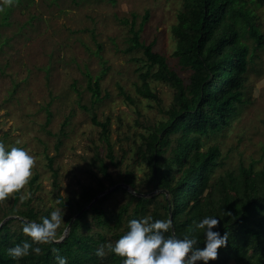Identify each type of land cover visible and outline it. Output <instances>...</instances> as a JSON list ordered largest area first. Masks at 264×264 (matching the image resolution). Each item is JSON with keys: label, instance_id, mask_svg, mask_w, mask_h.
<instances>
[{"label": "rangeland", "instance_id": "1", "mask_svg": "<svg viewBox=\"0 0 264 264\" xmlns=\"http://www.w3.org/2000/svg\"><path fill=\"white\" fill-rule=\"evenodd\" d=\"M258 1L259 5L249 7L264 35V0ZM182 9L183 0H116L114 4L109 0H0V141L28 149L36 157L29 181L38 176L33 186L28 182L0 201V226L9 219H21L16 215L3 219L4 210L12 205L18 211L34 209L38 219L56 209L62 210L64 221L70 214L74 218L70 208L58 205L57 195L69 198L75 208L83 203L84 186L95 188L98 180L108 185L94 165L96 152L112 179L120 180L132 172L142 197L161 192L146 188L148 168L139 152L141 147L145 149L143 137L167 119L165 110L173 102L174 90L149 79L156 99L138 94L142 86L139 74L149 68L142 50L124 53L131 34L121 19L131 21L134 15L135 30L142 25L140 42H154L153 52L165 57L168 67L187 84L190 72L181 69L173 56L171 34ZM145 13L148 18L143 20ZM244 41L252 52V40ZM252 57L244 76L246 102L227 128L205 140L207 146L217 145L221 153L214 180L235 175L240 165L250 167L253 177L264 169V46ZM89 79L99 81L101 99L96 102L88 91ZM93 114L99 122L109 121L114 164L105 157L106 144L100 140V129L92 125ZM126 187L122 188L131 191ZM209 194L208 188L199 200ZM128 201L126 193L117 192L105 201L103 212L113 220ZM158 205L147 204L145 216L138 219L151 217ZM135 206L133 201L123 216L132 214ZM87 221L90 233L100 231L110 240L113 228H98L90 213ZM10 225L11 232L21 226L18 222ZM126 227L122 220L117 231ZM64 229L62 223L57 234Z\"/></svg>", "mask_w": 264, "mask_h": 264}, {"label": "trees", "instance_id": "2", "mask_svg": "<svg viewBox=\"0 0 264 264\" xmlns=\"http://www.w3.org/2000/svg\"><path fill=\"white\" fill-rule=\"evenodd\" d=\"M109 2L114 4L116 0ZM253 4L259 5V1L183 0V9L177 14L171 34L175 40L173 56L181 69L190 72L187 84L168 67L165 57L153 52L154 42H140L142 25L135 30L134 15L131 21L121 19L129 26L131 34L124 53L142 50L147 67H157L154 73L148 69L139 74L142 86L138 94L144 99H156L149 89V79L167 84L174 90L173 102L165 110L167 119L160 122L147 137H143L145 149L141 147L139 152L148 168L146 188L152 187L151 191L161 192L150 198L142 197L144 194L136 188L132 172H126L120 180L112 179L107 172V164L96 152L94 165L108 185L98 180L95 188L84 186L81 192L83 203H78L75 208L69 198L57 195L58 205L70 208L73 215H77L67 236L60 242L34 243V247L41 248L40 253L31 252L14 260L8 255L7 248L31 239L23 233V223L26 220L40 221L49 212L38 219V212H34V209L18 211L12 205L4 210L3 219L12 215L21 219H9L0 226V264H57L53 247L59 248L60 254L68 257V264H122L123 257L109 251L104 258H98L95 250L101 244L117 240L128 230V221L138 219L139 215L145 216L147 204L153 202L159 205L151 219H170L172 228L168 234L181 237L194 235L200 247L204 246V233L200 229L193 231V222L205 215L220 217V223L214 230L221 234L227 232L228 241L218 249L216 259L209 260L207 264H264V169L253 177L250 167L240 165L235 175L219 176L214 180V170L221 165V153L217 145L205 144L211 135L228 127L239 106L246 102L243 99L244 76L254 51L264 46V35L255 25V15L249 7ZM147 18L148 13H145L143 20ZM247 38L254 43L252 52L244 41ZM87 87L93 102L101 99L98 80L91 83L89 79ZM126 100L129 98L126 97ZM91 122L100 129V140L106 144L105 157L110 164H114L115 157L109 142V121L99 122L93 114ZM48 160L51 168L52 159ZM52 171L55 178L57 173ZM37 178V175L31 178L30 186L36 183ZM120 183L128 186L131 192L120 187ZM108 188L113 189L78 215ZM208 188L209 196L200 201ZM120 191L128 195L129 201L112 220L105 215L102 206ZM133 201L136 203L133 213L123 216ZM89 213L98 228H113L110 240L100 231L90 233L91 225L87 221ZM72 218L70 214L65 219L64 228ZM122 220L127 222V227L120 232L117 230ZM111 221H114L113 225ZM12 222H18L20 229L11 232ZM57 235L63 236V230ZM198 262L204 264L203 261Z\"/></svg>", "mask_w": 264, "mask_h": 264}, {"label": "clouds", "instance_id": "3", "mask_svg": "<svg viewBox=\"0 0 264 264\" xmlns=\"http://www.w3.org/2000/svg\"><path fill=\"white\" fill-rule=\"evenodd\" d=\"M36 157L26 148L16 145L7 146L0 141V201L12 193L21 190L32 175ZM64 221L61 209L51 211L40 221L29 220L23 223L22 231L31 239H25L7 248V253L14 260L31 254L40 253L34 243H54L62 240L57 229ZM195 230H203L204 246L198 245L194 235L182 237L168 234L172 225L170 219H151L150 217L133 218L128 221V230L114 242L109 241L96 248L98 258H104L108 252L123 257L122 264H197L216 259L218 249L226 245L228 233L221 234L214 230L220 223L217 215H205L193 222ZM107 249V251H106ZM60 249L53 247L52 253L57 264H68V257L60 254Z\"/></svg>", "mask_w": 264, "mask_h": 264}, {"label": "water", "instance_id": "4", "mask_svg": "<svg viewBox=\"0 0 264 264\" xmlns=\"http://www.w3.org/2000/svg\"><path fill=\"white\" fill-rule=\"evenodd\" d=\"M121 186V185H120ZM122 187H124V188H126L127 189V187H126V185H122ZM113 188H111V189H109V190H105V191H103L102 193H100V194H98L90 203H89V205H87L86 207H84L79 213H78V215L81 213V212H83L84 210H86V209H88L89 207H91V205H93L96 201H97V199H99L101 196H103V195H105V194H107L108 192H110L111 190H112ZM131 192V191H130ZM77 216V215H76ZM76 216L74 217V218H72L71 220H70V222L68 223V225H67V227H66V229H65V232L63 233V237L65 238L66 236H67V234H68V230H69V228H70V226H71V224H72V222H73V220L76 218ZM8 218V217H7ZM171 228H172V225H171ZM63 238V239H64ZM62 239V240H63ZM62 240H59L58 242H60V241H62ZM197 264H199V262L197 261Z\"/></svg>", "mask_w": 264, "mask_h": 264}]
</instances>
